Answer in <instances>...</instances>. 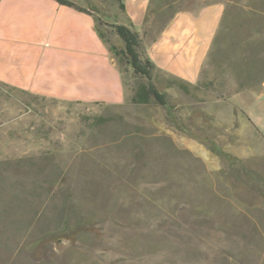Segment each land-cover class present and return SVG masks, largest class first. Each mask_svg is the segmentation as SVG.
Segmentation results:
<instances>
[{"label":"rangeland","instance_id":"obj_1","mask_svg":"<svg viewBox=\"0 0 264 264\" xmlns=\"http://www.w3.org/2000/svg\"><path fill=\"white\" fill-rule=\"evenodd\" d=\"M73 1L124 19L117 0ZM251 13L223 22L198 87L154 71L166 106L130 101L143 80L126 65L121 105L0 85V264H264V15Z\"/></svg>","mask_w":264,"mask_h":264},{"label":"crops","instance_id":"obj_2","mask_svg":"<svg viewBox=\"0 0 264 264\" xmlns=\"http://www.w3.org/2000/svg\"><path fill=\"white\" fill-rule=\"evenodd\" d=\"M150 1L124 0L120 22L141 33ZM202 1L199 9L177 12L146 47L158 71L190 85L199 82L227 17L243 9L264 15V0ZM95 17L56 0H0V85L64 102L124 104L128 80Z\"/></svg>","mask_w":264,"mask_h":264},{"label":"trees","instance_id":"obj_3","mask_svg":"<svg viewBox=\"0 0 264 264\" xmlns=\"http://www.w3.org/2000/svg\"><path fill=\"white\" fill-rule=\"evenodd\" d=\"M58 3L66 6L73 7L81 12L94 16L93 9H90L84 5H81L73 0H56ZM120 10L125 13L124 0H117ZM190 9L174 10L173 2L171 0H151L148 7L146 17L144 19L143 34L138 32L134 26L128 21V23H109L102 19L95 17L96 29L102 40L108 45L110 52L114 59L121 67L123 65L128 66L138 77L143 81H139L133 87V94L130 101L136 105L150 104L152 101L166 106L165 93L161 92L154 83V71L158 70L156 65L150 59L146 52L148 44L155 42L164 31V29L170 24L175 14L179 11H189ZM103 27H111L115 34L122 40L124 46L118 48L112 44L103 31ZM148 43L146 44V40ZM172 82L178 83L180 88L184 91H188L189 86L198 87L199 84L190 85L185 83L179 78L172 77ZM254 89L252 85L240 84V91L244 89ZM103 117H99L98 121H103ZM215 152H219V149ZM219 154V153H218ZM224 154L230 161L241 163L239 158L232 156L229 153ZM254 174L249 175L248 183L254 184Z\"/></svg>","mask_w":264,"mask_h":264},{"label":"water","instance_id":"obj_4","mask_svg":"<svg viewBox=\"0 0 264 264\" xmlns=\"http://www.w3.org/2000/svg\"><path fill=\"white\" fill-rule=\"evenodd\" d=\"M263 93H264V91H263Z\"/></svg>","mask_w":264,"mask_h":264}]
</instances>
